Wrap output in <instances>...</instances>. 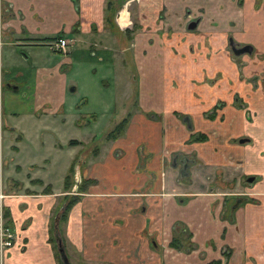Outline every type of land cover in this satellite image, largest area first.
Here are the masks:
<instances>
[{"label":"crops","instance_id":"crops-1","mask_svg":"<svg viewBox=\"0 0 264 264\" xmlns=\"http://www.w3.org/2000/svg\"><path fill=\"white\" fill-rule=\"evenodd\" d=\"M2 1L0 189L16 238L1 264H57L48 227L57 219L65 194L77 196L60 228L70 264L75 259L81 264H264V94L250 97L249 114H242L229 130L234 134L241 129L237 137L247 138L231 146L233 161L241 164L242 173L260 174L263 179L253 184L254 201L238 206L232 201L228 209L233 196H218L217 184L212 183L215 175L204 176L207 167L218 168L223 148L215 151V139H193L198 132L217 130L199 125L201 112L212 104L211 89L208 95L197 88V97L182 87L184 77L186 81L187 75L198 74L201 66L217 69L219 64L212 62L217 57L192 63L185 49L189 62L185 61L170 54L175 40L162 44L161 37L145 29L124 46L118 17L119 22L109 23L111 31L105 28L106 0ZM199 2L209 16L222 21L221 28L264 52V5L255 9L248 0L241 7L234 2L222 1L220 7L216 0ZM149 3L153 0L130 2L139 7ZM187 3L195 2L160 0V7L167 10L165 20L173 23ZM127 20L120 26L125 27ZM58 34L67 40L65 53L52 52L44 44ZM211 40L216 38L212 35ZM175 45L184 49V44ZM46 50L60 57L42 58L39 53ZM115 53L120 70L121 58L129 56L138 76L136 92L127 96L134 99L133 111L122 105L117 115L127 117L123 134L88 147V142L62 135L57 146L56 127L70 132L87 128L85 132L93 136L98 117L111 113L115 97L96 96L95 119L80 125L75 103L87 96L73 93L88 85L90 77L98 83L90 69L114 64ZM180 66L186 71L180 73ZM21 117L33 124L23 129L18 123ZM47 133L50 138L43 139ZM70 139L78 143L65 144ZM190 151L201 163L195 164ZM71 164L72 184L66 190L62 184ZM67 248L77 253L75 259Z\"/></svg>","mask_w":264,"mask_h":264},{"label":"rangeland","instance_id":"rangeland-1","mask_svg":"<svg viewBox=\"0 0 264 264\" xmlns=\"http://www.w3.org/2000/svg\"><path fill=\"white\" fill-rule=\"evenodd\" d=\"M120 1L114 0V2L111 3L109 8H104L103 18L106 30L111 31L109 23L113 20H116V13H120L121 11H123L121 13L120 19L122 22L125 20V18L128 19V21H126L127 25L126 27H120V24L118 23L117 26L120 30L124 31L121 34V42L122 44H124V46L126 45L127 41V45L131 44V39L133 40L135 34L141 33V30L145 29L146 31H150L155 36L161 37L160 39L162 40V44L167 45L168 39L172 41L175 40L174 45H170V54L172 55V53H174L176 56L181 57L185 61L189 62L190 60L192 63H195L199 59L203 62V60L205 59H215L211 56L217 57V60L215 59L216 61H212L213 63L219 64L217 69L208 70L206 65L201 66L198 69V74L195 73L193 75H187L186 81L184 77L182 87L183 89L184 87H187L188 94H194L197 97H200V93L198 95L196 92L197 88H201V94L208 95L211 89L210 98H212V104L207 109L209 111H205L203 113L201 112L199 125L203 126L206 129H210L211 127L214 128L216 126L217 130L212 129L210 132H208L207 130L206 133H203L204 135L201 137V139L202 141H207L208 139H215V142L217 143V148L215 151L217 152L223 148V152H219L217 156L219 159L217 164L218 168H215L214 171V169L207 167L206 175L204 176H207L212 179L215 175L214 181H212V183L217 184V190H215L217 191L218 196H220L221 198H227L230 196L232 197V192H242L247 194L245 195V197H247L245 198V201H252L250 196L253 195V192L247 189L249 185L243 179L245 176L249 175H245L247 174V172L242 173L241 164H237L233 161V150L230 149L231 146L238 145L236 143V139L239 138L237 136H240L241 134H237L242 133V130L240 129L234 134H231L229 130L232 131V128L234 126H237L242 114H249V111L247 112V105H249L251 99L250 97L259 92H264V52H259L260 50L257 51V49L254 47V52L251 55L245 54L238 57H232L228 48L229 46L227 38L231 37L234 41L239 42V45L243 44V42L235 38L230 30L221 28L220 24L222 23V21L220 19L214 20L211 16H209V14L206 13V11L204 10V7L199 4V0H191L195 3H187L186 5H184L182 11L176 14L177 16L173 23H171L169 20H165L167 10L166 7H160V0H153L152 5H150L151 3H149L148 5H141V7H139V4L126 5L124 1L119 4ZM222 1H225L228 4H233L234 2L235 5H237L238 7H241L244 2V0H216L217 5L219 7L220 4H222ZM248 1L250 3L253 1L255 8L259 4L264 2V0ZM2 6H4V4L3 1L0 0V15ZM187 11L190 15L188 17H186ZM202 11L203 17L201 19L200 24L198 22L197 26L194 29L187 30L186 23L188 22V20L190 18H195ZM232 25L233 22H230L229 26ZM217 34H220V36H216ZM173 35H175L176 37H173ZM212 35L214 36V38H216V41H214L216 43L215 45L214 42H212L213 39L211 40ZM178 43L184 44V49L182 51L176 48L175 44ZM185 49L187 51H190L189 54L191 56L189 57V60L185 56ZM115 54L116 56L114 59V64H102L100 65V67L95 66L96 68L93 67V69H90V73L93 75V77L99 78L98 83H93L92 78L90 77L88 80V85L80 86L77 90L78 93H73V96H76L77 94H85L87 96L80 97L75 103V108L77 109L76 112L78 113L77 119L80 120V125H82L83 122L87 124V122L95 119L96 113H94L93 111L96 108L94 107H96V104H99L98 98L96 96H110L112 100L115 97V105L114 108L111 110V113H106V116L104 113L105 117H98L100 123H97L96 127L92 128V130L96 128V130L93 132V136L90 135L88 132H85L87 128L79 130V132H70L66 127L63 130L62 128L58 129L56 127L54 135H56L57 137L55 138V144L57 146L59 144L57 141L62 140V135H70L69 138L80 139L83 140V142L85 143L88 142L86 144V147L90 146L94 142L96 143L99 140L103 141L104 135L107 131V127L110 126V128H108V130H110L114 128L120 121L121 118L118 117L117 119V115L122 105H125V107L127 106L128 110L133 111L134 99L131 100L130 98L131 95H133L134 91L136 92L135 79L138 77L136 66H134V63L131 61V58L129 56L123 55L120 60V67L122 61L123 66L120 70L119 54ZM125 54L129 55V52ZM39 55L42 58L49 57L53 60L58 59L60 57L59 53H50L48 50L39 53ZM218 60H222L223 62L218 63ZM178 70H180L181 73L185 72L186 68H181L180 66ZM108 72H111V75ZM102 73L104 74V76ZM2 90L4 89L2 88ZM2 93L3 92H0V95ZM68 94V96H70V93ZM119 94H121V100H119ZM128 95L130 96V98L127 97ZM226 99L229 101H225ZM221 101L223 103L218 104L219 107H216L214 112L211 113L210 108L212 107V105L217 104ZM178 117L179 119H182L181 114H179ZM25 120L26 118L21 117L18 122L23 127V129L33 124L32 122H30L29 124ZM233 120L235 122V125H233ZM35 130L36 127L31 128L29 133L32 134ZM179 137L176 139H179ZM44 138L49 139V134H44L43 139ZM189 139H192V137L190 136L188 140H186V145L190 143ZM28 141L31 145L34 144L33 139H29ZM28 150H30V148L26 149L25 151ZM190 153L193 154L195 164L197 162L201 163V160L197 158L195 151H190ZM212 154L213 156H215L214 150H212ZM62 155V152L58 154L59 162H61L62 160ZM239 170H241V172H239ZM227 171L228 173L226 174ZM23 174L24 172L21 175ZM233 175L234 179H232ZM259 181L260 179H257L256 182ZM207 182L210 181L207 180ZM230 183H233L232 188L230 186ZM63 187L64 185L62 184V188ZM250 189H254V187L250 186ZM236 196L240 195L236 194L233 197ZM241 197H244V195H241ZM234 200L235 199L231 201L228 200L225 208L228 207L229 209L231 202H234ZM67 252L71 258H76L77 253L73 251L72 248H67ZM223 252L226 253V250H224ZM73 262L74 264H81V262L76 259L75 261L73 260Z\"/></svg>","mask_w":264,"mask_h":264},{"label":"flooded vegetation","instance_id":"flooded-vegetation-1","mask_svg":"<svg viewBox=\"0 0 264 264\" xmlns=\"http://www.w3.org/2000/svg\"><path fill=\"white\" fill-rule=\"evenodd\" d=\"M190 2H192L191 0H189ZM124 2H125V4L126 5H129L130 4V2H131V0H124ZM106 3V2H105ZM259 5H264V2L263 3H261V4H259ZM259 5L255 8V9H257L258 7H259ZM105 8V7H104ZM186 17H188V16H190L189 15V12L187 11L186 12ZM119 16V13H116V20H117V17ZM202 17H203V11L202 12H200V14H198V16H196L195 18H190L189 20H188V22L186 23V28L187 29H190V30H192V29H194L196 26H197V24H198V22H199V24H200V22H201V19H202ZM127 20V19H126ZM118 21V20H117ZM128 21V20H127ZM119 22V21H118ZM191 22H193L194 23V27L193 28H189L188 27V25H189V23H191ZM119 24H120V22H119ZM120 26V25H119ZM120 27H122V26H120ZM126 27V26H125ZM57 38V36L55 35L53 38H50L49 40H47L46 42H44V44L49 48V50H51L52 52H56L55 50H53L52 48H50V45H51V43H52V41L54 40V39H56ZM227 42H228V48H229V51H230V53H231V55H232V57L234 56V57H238V56H241V55H245V54H252L254 51V45L253 44H251V43H249V42H243V44H241V45H239L240 43L239 42H237V41H234L231 37H228L227 38ZM230 42H232V45H233V47L231 48V44H230ZM245 45H247V46H249L250 47V50L249 51H245V52H241V53H238V54H235L234 52H233V48H235V49H238V48H241V47H243V46H245ZM263 94H264V92H263ZM223 102L221 101V102H219V103H217V104H213L212 105V107L210 108V112L211 113H213L214 112V110H215V108L216 107H219L218 106V104H222ZM206 111H209V110H206ZM249 111V105H247V112ZM205 112V111H204ZM184 119V115L182 116V119H180V120H183ZM109 131V130H108ZM108 131H106V133L108 132ZM196 136L193 138L194 140H198V139H200L201 141H202V139H201V137L204 135L202 132H198V133H196L195 134ZM104 140L105 141H108V140H106L105 138H104ZM247 141V138H245V137H239V138H237L236 139V143L237 144H242V143H245ZM245 175H249V176H245L243 179H244V181L249 185L248 187H247V189H249V190H251L250 189V186H253V184L254 183H256V181H257V179H260V181L263 179V176L262 175H260V174H258V176H256V175H254V174H252V173H247V174H245ZM257 184V183H256ZM231 188H232V186H233V183H231ZM240 195V196H236V197H233L235 200L238 198V197H241V194L242 195H244V197H241L242 199L241 200H239V201H234L233 203H234V205H240V204H243V203H245V202H252V201H254L251 197V200L252 201H245L246 199L245 198H247V197H245V195H247L246 193H240V192H236V193H231V195ZM3 197H4V195L2 194V192H1V189H0V203H1V212H2V214H3V217L5 218V220H6V223L9 225V227H10V229H11V231H12V234H13V237H12V240L10 241V243L8 244V245H4V246H1L0 245V264H1V261H2V259H3V257H4V252H8V250L9 249H11L13 246H14V244H15V238H16V235H15V232H14V228H12V225L10 224V222H9V220H8V214H7V211H6V209L4 208V205H3V202H2V199H3ZM231 197V196H230ZM244 199V200H243ZM236 203V204H235ZM231 205V204H230ZM230 207V206H229ZM63 209V206L61 207V209L60 210H62ZM59 210V211H60ZM56 216H58V214H57V212H56ZM56 225V224H55ZM54 228H55V226H54ZM59 238L60 239V242H61V245L63 246V249H64V252H65V247H64V244H63V240H62V237L60 236V234H59V232L57 231V230H55L54 232H53V238H54V244H55V248H56V251H57V243H56V238ZM172 244V242H170V245ZM173 245V244H172ZM171 245V246H172ZM174 247L175 248H177L178 246H176V243H175V245H174ZM57 253H58V251H57ZM65 254H66V252H65ZM59 255V254H58ZM66 257H67V263L68 264H70L69 263V260H68V256H67V254H66ZM60 258V257H59ZM60 261L62 262V260L60 259ZM62 264H63V262H62Z\"/></svg>","mask_w":264,"mask_h":264},{"label":"trees","instance_id":"trees-1","mask_svg":"<svg viewBox=\"0 0 264 264\" xmlns=\"http://www.w3.org/2000/svg\"><path fill=\"white\" fill-rule=\"evenodd\" d=\"M120 1V0H119ZM124 1V0H121L119 2V4ZM105 8H109L111 3L114 2V0H106L105 1ZM116 2V1H115ZM60 34L57 35V37H59ZM127 124V117H122L120 119V121L117 123V125L110 129L105 135H104V138L106 140L108 139H114L120 135L123 134V131L125 129V126ZM75 143H78L76 140H73V139H70L66 142V144H75ZM73 165L71 164L69 167H68V170H67V173L63 179V185H64V189L66 190H70L71 188V184H72V175H73ZM85 181H88V182H91L92 180L91 179H88V180H85ZM63 198L65 199V203L63 205V209L58 211L57 214V219L56 220H51L50 223H49V227H48V240L49 242L51 243V248L53 250V254H55L56 256V261H57V264H62V262L60 261V258H59V255L56 251V248H55V244H54V238H53V232L55 230H57L59 232V234L61 233V225L65 222L66 220V215H67V211L69 209V207L71 206V204L77 199V196L76 195H68L66 196V194L63 196ZM56 224V225H55ZM55 226V228H54ZM61 236V234H60ZM173 245H175V242H172Z\"/></svg>","mask_w":264,"mask_h":264},{"label":"built area","instance_id":"built-area-1","mask_svg":"<svg viewBox=\"0 0 264 264\" xmlns=\"http://www.w3.org/2000/svg\"><path fill=\"white\" fill-rule=\"evenodd\" d=\"M50 48L55 50L56 52L65 53L67 48V40L61 36L54 39L50 45ZM13 234L6 223L5 218L1 212V203H0V245H8L12 240Z\"/></svg>","mask_w":264,"mask_h":264},{"label":"water","instance_id":"water-1","mask_svg":"<svg viewBox=\"0 0 264 264\" xmlns=\"http://www.w3.org/2000/svg\"><path fill=\"white\" fill-rule=\"evenodd\" d=\"M188 27L189 28H193L194 27V23L193 22L189 23ZM230 44H231V48H232L233 47L232 42H230ZM249 50H250V47L247 46V45H245V46H243L241 48H238V49L233 48V52L235 54H238V53H241V52H245V51H249ZM70 89L73 90L74 87L71 86ZM56 243H57V251H58L60 259L62 260L63 264H68L67 263L66 254L64 252L63 246L61 245L60 239L58 237L56 238Z\"/></svg>","mask_w":264,"mask_h":264},{"label":"bare ground","instance_id":"bare-ground-1","mask_svg":"<svg viewBox=\"0 0 264 264\" xmlns=\"http://www.w3.org/2000/svg\"><path fill=\"white\" fill-rule=\"evenodd\" d=\"M123 11H121L120 13H119V16H118V19H119V21L122 23V21H121V19H120V17H121V13H122Z\"/></svg>","mask_w":264,"mask_h":264}]
</instances>
